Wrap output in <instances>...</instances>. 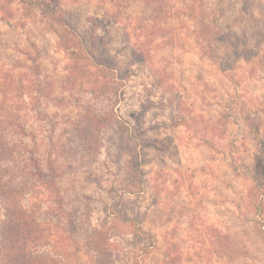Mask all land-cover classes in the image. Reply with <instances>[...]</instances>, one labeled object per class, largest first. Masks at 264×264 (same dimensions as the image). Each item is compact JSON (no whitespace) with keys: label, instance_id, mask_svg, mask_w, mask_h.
I'll list each match as a JSON object with an SVG mask.
<instances>
[{"label":"rangeland","instance_id":"1","mask_svg":"<svg viewBox=\"0 0 264 264\" xmlns=\"http://www.w3.org/2000/svg\"><path fill=\"white\" fill-rule=\"evenodd\" d=\"M170 1L159 16L168 32L148 48L139 28L153 22L142 0H0V101L28 122L27 134L38 133L46 103L69 98L65 45L83 38L96 63L117 71L106 107L124 122L107 128L100 155L61 183L74 192L85 230L106 224L116 264H132L130 252L143 248L140 264H264V0L194 3L217 19L224 64L255 55L231 77L201 58L192 22L181 16L188 9ZM127 34L140 36L152 60L133 57ZM157 71L167 76L160 88ZM129 149L139 169L127 163ZM112 212L139 214L143 235ZM4 222L0 199V264Z\"/></svg>","mask_w":264,"mask_h":264},{"label":"trees","instance_id":"2","mask_svg":"<svg viewBox=\"0 0 264 264\" xmlns=\"http://www.w3.org/2000/svg\"><path fill=\"white\" fill-rule=\"evenodd\" d=\"M142 1L149 9V20L153 23L149 28L143 22L139 33L150 48L149 44L164 40V35L168 32L160 26L159 16L172 1ZM177 1L184 3L188 9L182 8L181 16H187L192 22V34L198 50L201 51V58L213 64L220 74L232 75L241 61L245 64L253 62L255 55L246 56L241 53V57H235L224 64L217 50L221 43L217 19L214 17L210 20L204 11L194 5L196 0ZM118 17L119 15L115 16ZM207 19L212 25L207 24ZM136 36L127 34V41L130 42L131 38L134 41L133 57L140 62L152 60L149 56L152 51L145 49L143 43H139L140 36ZM84 41L74 35L73 41L65 45L69 63L62 89L64 93H68L69 98L50 99L51 102L45 105V112L42 106L35 107L42 109L39 115L43 114L36 119L41 129L38 133L31 131L27 134L28 122L15 114L12 104L0 101V199L5 211L1 233L2 264H116L118 259V255L111 249L112 243L107 237L106 224L86 231L85 215L82 217L80 214L74 192L68 195L67 189L61 187L67 176L77 172L79 164L84 166L86 162L91 163L93 158L100 155L104 146L103 132L124 123L115 124L111 108L106 107L114 97L117 79L114 73L117 71L103 61L96 63V58L82 48ZM107 54L108 51L105 54L108 58ZM157 72L159 77L155 81L160 88L167 76L163 71ZM4 91V88L2 91L0 89V94L4 95ZM73 100L77 105H74V111L69 112ZM48 109H55L52 117L46 114ZM127 129L126 146L129 147L127 141L134 138ZM120 146L125 145L121 143ZM134 155L129 149L124 157L135 168L137 157ZM137 165L139 169L140 163ZM124 193L133 194L126 188ZM33 198L39 200L36 201L37 209L36 205L27 207ZM49 212L52 219L46 217ZM110 215L113 217L112 221L117 219L120 223L136 228L138 237L143 235L137 227L142 221L139 214L125 213L119 217L112 212ZM137 235L133 234L134 237ZM138 252V255L136 251L130 252L128 259L130 258L132 264H140L137 257L146 254L145 248ZM84 255L89 260L82 263Z\"/></svg>","mask_w":264,"mask_h":264}]
</instances>
